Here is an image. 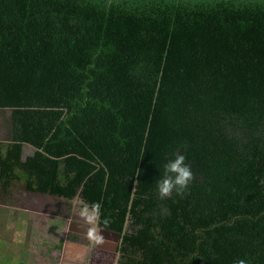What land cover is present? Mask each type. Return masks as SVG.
Masks as SVG:
<instances>
[{
	"label": "trees",
	"instance_id": "1",
	"mask_svg": "<svg viewBox=\"0 0 264 264\" xmlns=\"http://www.w3.org/2000/svg\"><path fill=\"white\" fill-rule=\"evenodd\" d=\"M3 112L0 205L83 195L116 264H264V0H0Z\"/></svg>",
	"mask_w": 264,
	"mask_h": 264
},
{
	"label": "rangeland",
	"instance_id": "2",
	"mask_svg": "<svg viewBox=\"0 0 264 264\" xmlns=\"http://www.w3.org/2000/svg\"><path fill=\"white\" fill-rule=\"evenodd\" d=\"M8 115V112L0 113V140L4 139L5 132H4V118ZM23 158L26 156L32 154L33 149L25 145L23 148ZM14 204L10 206H2L0 205V260L1 263H23V248L22 247V238L21 234L24 232L25 235L29 233V236L31 235V238L28 240L32 243L39 240V236L41 233L35 232V230L38 228L37 226H40V229L46 230V232L51 233L55 230H64L68 228L69 226L61 220H58L55 218L56 224L54 221L51 220V217L53 215L56 216V213L59 214V216L63 215L64 219L71 224H86V221L84 217H81L79 215V210L83 205H87L89 208V211H91V206L93 203L87 202L85 200V197L83 195H78L75 197L72 201H61V200H52L55 198L49 197L47 195H40V194H34V193H28L21 189L20 187H16L13 191ZM27 200V201H25ZM27 202V203H24ZM24 204H26L24 206ZM29 215V216H28ZM47 215V220L39 219V221H33V219L36 216ZM25 218V223L18 222L22 218ZM53 219V218H52ZM23 220V219H22ZM44 222L46 223V227ZM75 225V226H76ZM94 226V223L91 224ZM71 226L69 227L70 230H72ZM21 231V232H19ZM70 236V235H69ZM15 238V239H14ZM66 240H70V238L66 237ZM14 242H18L16 244H13ZM27 244V243H26ZM25 244V245H26ZM64 243V248L66 251L64 254H62L65 258L66 255L73 256L74 253H80V251H77L75 249H70L66 247ZM70 245V244H67ZM64 251V249H63ZM26 253V251H25ZM24 253V254H25ZM20 254V255H18ZM66 254V255H65ZM18 255V256H17ZM81 256V255H79ZM61 259L57 260V264H67V262H64Z\"/></svg>",
	"mask_w": 264,
	"mask_h": 264
},
{
	"label": "crops",
	"instance_id": "3",
	"mask_svg": "<svg viewBox=\"0 0 264 264\" xmlns=\"http://www.w3.org/2000/svg\"><path fill=\"white\" fill-rule=\"evenodd\" d=\"M58 200L64 201L62 199H58ZM55 218H57L58 220L64 221L69 227L72 224V223L69 224L64 219L63 215L59 216V214H57V213H56V216L53 215L51 217V220L54 221L55 224L57 221ZM22 219L19 220L18 222L25 223L26 221H28V219H27L24 222V220H25L24 217ZM31 219H33V221H36V222L39 221V219L47 220V215H43V217L36 216L34 218H31ZM44 224H45V226H43V228L46 227L45 222H44ZM74 225H76V224H73L71 226L72 229H73ZM37 227L38 228L35 230V232H37V234L41 233V235L40 234L37 235V236H39V240L36 242L34 241L32 243V246H31V244H29V243H31V241L28 242V240L31 238V235L29 236V233L27 235H25L24 232H22V234H21V238L23 240L22 247H20V245H18L19 246L18 248L24 249L23 253H22L24 262L21 264H57V260L61 259V256L64 259H66V261H64L63 258H62V260L64 262H67L68 264H75L76 263L75 258L79 257L78 253H74L73 256H68L65 254L66 258L62 255L66 251V249L63 246L64 243H66L65 244L66 247L80 251L79 250L80 248L79 247L77 248V244L72 242V236H75L73 230H70L68 227L64 230H55L54 232L48 233V232H46V230H43V229L41 230L40 226H37ZM19 232H21V231H19ZM66 237L67 238L70 237V240H66ZM31 240H32V238H31ZM16 243H18V242H14L13 244H16ZM60 244H61V246H60ZM67 244H70V245H67ZM53 246H55V247H53ZM63 249H64V251H63ZM25 251H26V253H25ZM18 255H20V254H18ZM0 264H12V263H6V262L1 263V260H0ZM17 264H20V263H17Z\"/></svg>",
	"mask_w": 264,
	"mask_h": 264
},
{
	"label": "flooded vegetation",
	"instance_id": "4",
	"mask_svg": "<svg viewBox=\"0 0 264 264\" xmlns=\"http://www.w3.org/2000/svg\"><path fill=\"white\" fill-rule=\"evenodd\" d=\"M58 200V199H53ZM27 201V200H25ZM27 203V202H24ZM26 204H24L25 206ZM89 228H94L96 234L100 236L99 241H94L88 237ZM75 236H72V242L77 244L80 253L75 258V264H116L119 258V242L120 239L110 237V240L101 237V232L91 224H77L73 226ZM70 238V237H69ZM64 261L66 259L63 258ZM68 264V263H67Z\"/></svg>",
	"mask_w": 264,
	"mask_h": 264
},
{
	"label": "clouds",
	"instance_id": "5",
	"mask_svg": "<svg viewBox=\"0 0 264 264\" xmlns=\"http://www.w3.org/2000/svg\"><path fill=\"white\" fill-rule=\"evenodd\" d=\"M184 161L185 156L183 154L175 155L173 159L167 161L165 165L166 174L159 179L157 184L161 195L168 194L173 188H183L191 180L192 172ZM79 215L84 217L88 224H93L100 215L99 207L96 203H93L91 211H89L88 206L83 205L79 210ZM87 234L94 241L101 239L94 228H89Z\"/></svg>",
	"mask_w": 264,
	"mask_h": 264
},
{
	"label": "water",
	"instance_id": "6",
	"mask_svg": "<svg viewBox=\"0 0 264 264\" xmlns=\"http://www.w3.org/2000/svg\"><path fill=\"white\" fill-rule=\"evenodd\" d=\"M61 199V198H60ZM63 200V199H62ZM94 227L96 228V229H98L100 232H101V237H103L104 239H107V240H110L111 238V236L112 237H114V238H116V239H118L119 238V234L118 233H116V232H112V231H108V230H106V229H104V228H102V227H99V225H98V217H97V219H96V221L94 222Z\"/></svg>",
	"mask_w": 264,
	"mask_h": 264
}]
</instances>
